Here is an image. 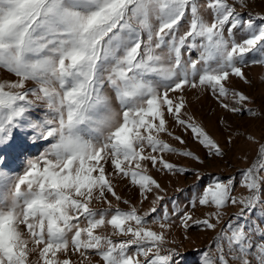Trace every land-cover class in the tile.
Returning <instances> with one entry per match:
<instances>
[{"label": "snow or ice", "instance_id": "snow-or-ice-1", "mask_svg": "<svg viewBox=\"0 0 264 264\" xmlns=\"http://www.w3.org/2000/svg\"><path fill=\"white\" fill-rule=\"evenodd\" d=\"M249 2L0 0V70L16 77L0 82V264H92L93 255L102 264H177L180 253L167 248L164 232L146 226L171 227L163 222L170 219L166 211L162 220L147 219L164 197L157 194L141 215L134 206L113 208L108 195L121 201L115 176L129 179L145 199L154 189L163 191L149 165L186 171L164 153L203 163L162 139L187 143L170 130L169 118L209 158L225 155L176 93L199 88L228 112L258 115L245 108L247 95L227 86L232 76L244 79L242 65L264 63V23L256 22L264 16L244 19L237 11ZM249 54L259 59L249 61ZM18 134L33 146L48 145L26 158L22 172L10 167L5 153ZM246 139L257 145L241 172L248 195L233 194V178L216 179L191 202L214 208L206 218L193 221L173 209L184 227L191 221L215 232L223 209L240 206L203 250L200 264H264V142ZM93 200L108 207H90ZM105 226L129 238L98 234Z\"/></svg>", "mask_w": 264, "mask_h": 264}, {"label": "rangeland", "instance_id": "rangeland-1", "mask_svg": "<svg viewBox=\"0 0 264 264\" xmlns=\"http://www.w3.org/2000/svg\"><path fill=\"white\" fill-rule=\"evenodd\" d=\"M237 11L242 13L244 19H248L249 16L252 18L264 16V0H250L247 8L241 9L238 7ZM256 22L260 24L264 23V20L256 19ZM191 55L195 59L198 53L193 51ZM185 58H187V54H185ZM253 59H259V57L249 54L248 60ZM241 67L244 79L232 76L227 86L234 91L244 93L250 98V101L245 104V108L255 110L258 113L255 118L247 113L233 114L226 111L210 91L187 88L183 93L178 92L175 94H182L185 97L187 115L194 117L196 122L203 125L211 136L219 142L225 152L223 157L209 158L206 155V149L193 139L191 133L177 127L169 118L170 130L176 136H181L187 143L180 144L167 135H162V139L178 149L194 152L200 156L203 163L188 157L164 153L165 160L184 168L186 171L183 174H173L167 170H162L159 165L157 167L149 165L148 174L160 184L163 191L157 193V190L154 189L152 193L147 194V199L141 194L138 186L131 185L129 179H122L119 176L113 178L114 189L117 195L121 197V201H116L114 197L108 195V200L112 202L113 208L119 207L127 211L134 206L139 214L144 215L149 213L154 206L153 202L156 200L157 194L164 197L162 201L155 204L157 212L151 213L147 219L150 221L154 219L162 220L166 211L170 219L163 222L170 223L171 227L161 229L159 223H149L146 226L154 231L164 232L169 242L167 248L176 249L180 253L176 257L177 264H200L203 250L213 240L217 232L228 223L229 219L240 212V206L229 205L223 209L222 222L215 232L205 230L202 226H198L191 221L189 222L190 227H184L179 217L173 215V209L181 213H189L193 221L206 218L214 211V208L201 206L198 202L193 207L191 202L216 179L227 180L231 177L236 185L233 194L238 198L248 195V190L240 184L241 172L252 163L257 149V145L250 143L246 136L251 135L256 140L264 142V63H248ZM15 79L14 75L0 70V82ZM225 102L230 103L231 100ZM114 106H117L115 102ZM225 121L226 123H224ZM229 136L233 138L231 144L227 143ZM47 147L48 145L44 141H37L36 145L33 146L32 142L27 140L23 134H18L13 147L5 149V153L11 160L10 167L17 172H22L26 158L39 155ZM246 156L247 159H245ZM107 171L112 172L110 165L107 166ZM122 201H128L129 203L125 204ZM90 207L103 209L107 208L108 205L102 201L93 200ZM97 233L112 236L117 241L129 238L119 235L113 236L111 226L100 228ZM71 258L74 261L80 259L78 255ZM30 259L35 261L37 256L33 255ZM91 260L92 264H102L98 256H91Z\"/></svg>", "mask_w": 264, "mask_h": 264}]
</instances>
